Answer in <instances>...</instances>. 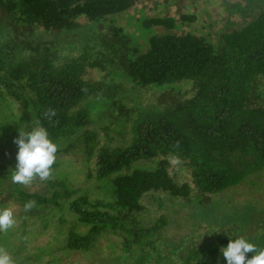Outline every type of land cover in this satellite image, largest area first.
I'll use <instances>...</instances> for the list:
<instances>
[{"label":"trees","instance_id":"obj_1","mask_svg":"<svg viewBox=\"0 0 264 264\" xmlns=\"http://www.w3.org/2000/svg\"><path fill=\"white\" fill-rule=\"evenodd\" d=\"M148 1L0 0V163H17L20 130L43 127L58 147L44 192L20 202L0 174V204L36 202L0 232L14 264H99L111 236L142 260L167 245L163 258L167 198L207 208L264 181V0ZM263 223L219 233L217 250L241 237L264 249Z\"/></svg>","mask_w":264,"mask_h":264},{"label":"rangeland","instance_id":"obj_2","mask_svg":"<svg viewBox=\"0 0 264 264\" xmlns=\"http://www.w3.org/2000/svg\"><path fill=\"white\" fill-rule=\"evenodd\" d=\"M163 1L164 0H151L150 2L148 1L146 3L148 8L146 9V11H149L151 7L154 8L157 2L162 3ZM202 1L203 0L199 1V6H204L202 5ZM214 8L218 9L219 12L222 13L219 5H215ZM170 13L172 15V11ZM220 13L215 11L214 13L212 12L210 16L213 17V21H216L218 19L220 20ZM150 14L151 13L148 12V16ZM200 19L201 20L198 25L200 28L202 25L207 26V24L211 23L212 21L208 17V15H203ZM231 19L234 21H239L240 23L242 22V19L241 17H239V15H235ZM223 24L224 22L222 20L220 23H214L213 30L217 31L222 29ZM162 30L163 28H157L158 32H162ZM206 30L209 31V28ZM12 105L11 103L6 105L5 111L7 112L6 115L9 116L8 118L10 119L9 123L11 124V126L17 128L19 122ZM90 128L97 129L95 125L91 126ZM12 155L4 154L0 163V174H2V176L5 175V177L7 176L8 178V181L5 178L2 179L1 182L8 183V185L9 181H11V171L15 169V166L17 164L16 162H13V160L11 161V163H6L8 158L14 157L16 154L14 156ZM13 164L15 166H12ZM59 169H61V171H64L63 167ZM59 169L57 171H59ZM81 173L82 175H85L86 172L82 170ZM242 183L244 184H242L240 187H233L227 190L225 193L221 194L222 196L214 198L213 202L209 206H207V208H203L201 206H196L193 208V203L192 205H184L185 202L183 200L171 197V199L167 198L168 208L166 210L164 209L165 212L160 209V214H164L165 219L169 221L167 232L172 237L171 241L175 244L172 253L166 254L163 258L156 259L155 256L157 255L158 251L162 253L166 249V247L169 248V246L167 245L163 247L160 246L159 250L152 251L150 253V257L152 256L151 258L142 260L140 258L141 249L139 247L138 251L135 245L129 246L128 244L124 243L122 245L117 244V237L113 238L111 236L107 238L108 240L101 239L100 241V246L96 251L97 254L99 253L98 263L227 264V261L223 257L221 252V248L223 247L217 250L218 246H216L217 243L215 236L221 232L232 233V231H236L238 232L239 237L242 233L245 232H248L245 236L246 238L251 237L254 235V230L257 223L259 221H261V223L264 222V181L260 182V187H256L258 185H254L251 188V185L246 184L245 182ZM12 184L14 187L13 190L7 186L6 188L3 187L2 189H6V194L8 195L13 194V198L18 199L20 202L22 201V198L21 196H19V193L26 192L33 194L37 193L33 191L44 192L48 187L47 183L40 180L39 178L35 179L29 186L14 183ZM5 203L7 204V207ZM11 207L12 210H15L17 213L23 209L22 206L17 202L12 201V198H10V201H4L0 204V209ZM23 210L19 213V215L23 214ZM263 224H261L262 227ZM116 244L117 246H114ZM108 246H111V248ZM252 256L250 255V253L247 254L248 259H251ZM96 258L98 259V256H95V261H97ZM127 259H129V262Z\"/></svg>","mask_w":264,"mask_h":264},{"label":"clouds","instance_id":"obj_3","mask_svg":"<svg viewBox=\"0 0 264 264\" xmlns=\"http://www.w3.org/2000/svg\"><path fill=\"white\" fill-rule=\"evenodd\" d=\"M45 117L51 122L56 116L55 109L49 108ZM18 145L17 164L11 171V181L14 184L29 186L35 179L47 180L52 175V166L56 161L57 145L49 138L48 131L40 126L34 127L30 132L20 130L19 136L14 140ZM177 157H172V162H177ZM34 200L24 205L25 211L35 207ZM12 208L0 209V232H7L15 226ZM227 264H264V249L248 242L245 238L232 239L226 247L221 248ZM248 253H255L247 258ZM0 264H14L10 254L0 247Z\"/></svg>","mask_w":264,"mask_h":264}]
</instances>
